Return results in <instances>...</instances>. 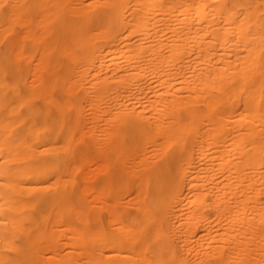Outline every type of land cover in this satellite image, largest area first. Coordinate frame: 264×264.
I'll use <instances>...</instances> for the list:
<instances>
[{
  "label": "bare ground",
  "instance_id": "6f19581e",
  "mask_svg": "<svg viewBox=\"0 0 264 264\" xmlns=\"http://www.w3.org/2000/svg\"><path fill=\"white\" fill-rule=\"evenodd\" d=\"M166 1L0 0V264H225L230 256L224 245L233 242L240 231L243 235L259 231L249 229L263 221L264 208H255L259 201L249 207V191L242 192V184L240 192L238 185L233 192L231 173L226 176L224 194L232 192V198L220 211L227 222L219 234L224 247L212 228L205 229L210 242L204 250L212 251L201 257L205 254L201 252V227L204 223L213 227L219 213L217 186L206 187V183L214 180L219 148L225 152L229 147L227 139L217 147L216 139L219 132L233 133V126L250 109L246 96L240 94L238 99L246 107L240 106L237 116H232V67L238 59V68L248 72L250 67L245 68L247 59L238 52L233 53L234 63L225 60L230 55L221 58L229 61L226 65L218 59L216 64L225 68L214 65L220 52L215 56L217 50L212 54L206 47L207 57H216L212 61L205 56L206 50L193 43L206 32L194 40L191 34L203 30L200 24L191 33L186 27L191 17L205 18L204 23L211 22L212 28L216 20L198 13L197 6L193 12L198 15H192L194 0L193 6L189 0L187 4L175 0L172 11L186 6L182 8L186 12L180 11L181 17L172 22L179 10L169 16V3L163 5ZM199 1L203 0H196L198 6ZM178 3H182L180 8ZM157 7L160 11L169 8L159 15L167 13L172 21L165 15L162 18L172 26L179 19L186 21L181 20L186 27L181 22L175 26L188 31L181 27L177 31L189 32L199 47L197 52L204 54L200 58L207 60L196 56L194 62L192 56L188 62L191 49L177 62L178 50L189 49L191 43H186L193 37L183 36L187 38L184 42L182 36L169 33L176 38L169 45L163 32L154 35L156 24L162 26L158 31L163 26L170 28L165 19L157 23L162 20ZM215 11L214 15L217 12L224 18L221 11ZM197 20L195 24L201 23ZM175 26L167 31L176 34ZM212 28L208 41L218 34V28L215 32ZM237 28L234 34L242 42L248 32ZM228 29L224 26L221 31L231 34L233 29ZM224 37L220 35L221 40ZM225 39L222 42L228 43L222 45L223 51L237 41ZM180 40L186 47L181 42L179 48ZM233 68L234 72L238 69ZM246 77H241L242 86ZM206 157L209 164L204 169L201 163ZM244 188L249 190L248 185ZM256 196L252 200L259 199ZM205 208L209 213L204 220ZM232 210L242 218L257 210L259 216H254L261 219L245 226L253 212L250 218L241 219L242 228L237 220L241 215L234 220ZM235 222L242 229H235L239 230L236 234ZM260 225L257 228L262 230L264 222ZM246 245L250 246L244 243L243 248ZM261 253L252 263L247 253L236 252L233 261L264 264Z\"/></svg>",
  "mask_w": 264,
  "mask_h": 264
},
{
  "label": "rangeland",
  "instance_id": "374dc122",
  "mask_svg": "<svg viewBox=\"0 0 264 264\" xmlns=\"http://www.w3.org/2000/svg\"><path fill=\"white\" fill-rule=\"evenodd\" d=\"M154 1H156V3H159L160 1L159 0H154ZM165 1V0H164ZM163 0L160 2V3H162V2H164ZM168 1V2H167ZM166 1V3L167 4H164L163 3V5H168V3H169V7H170V5L172 6V4L175 2V0H167ZM170 1H171V3H170ZM176 1H180V2H185L186 0H176ZM195 1V6H193V4H192V0L190 1H188L189 3V5H190V3L192 4V6L193 7H191V6H189V7H191L190 9H192V10H190V13H192L193 12V10H195V9H193L194 7H196L197 9L196 10H198V8L200 9L199 10V12L198 11H194L193 13H192V15L194 14H196L197 12L198 13H202L203 14V16L205 17L206 16V18H210L209 20H211V21H213V18H214V21L216 20V22H217V24H218V26L219 27H217L216 25V23H214L215 25L213 26V28H212V26H211V22H208L207 20L208 19H206V21L208 22V23H210V24H207V23H204V21L203 20H205V18L204 19H202V21H201V17H191L190 18V21L189 22H191L190 24H192V21L193 20H195L196 18L198 19H196L197 20V22H200L201 21V23L203 22V24H201V23H197V24H195V21H194V24L193 25H191L190 26V24H188L189 26H187V25H184L185 24V22L186 21H184V20H182L183 21V23L184 24H182V21L179 19L178 20V23L180 24V22H181V24L180 25H184L188 30H189V32L191 33L193 30V32H195L196 31V27H197V25H199L200 24V28H202V29H200V30H202L201 32L200 31H196V34L195 33H192L191 35H194V36H196V35H206V36H203V37H201V36H199L200 37V39L202 38L203 39V41H202V39L201 40H199V41H197V42H193V43H196V45H200L199 47L201 48V49H199V47L197 48V47H195V44H193L192 43V41H193V39H194V37L193 36H191V35H189L188 33L187 34H185V32L184 33H182L181 31H177V30H179V28L181 27V28H183V31L184 30H187V29H184V27L183 26H179V28L178 27H176V26H178L179 24H177V23H175V30L179 33V34H177V32H176V34H175V32H174V30H172V31H167V30H170V28H174V26H172V22H174L175 21V19L177 20L178 19V17L180 18L181 16L180 15H182L181 13L183 12V13H185L186 11H184V9H182L183 7H185L186 8V6H182V8H180L181 6L179 5V4H182V3H178V5H179V8L180 9H175L176 10V12H177V10H179V14H177V13H175V15L173 16V21H172V19H171V17H172V12L174 11L175 12V10H173L172 11V8H171V11L169 10V8L167 9V10H169L170 12H167V10H164V8H166V7H164L163 8V11H166L167 13H168V15H169V13H171L170 15H171V17H168V15H167V13H166V15H165V12H164V14H162V16H160L159 15V12L161 13H163V11H160L159 9H158V7H160V5L161 6H163L162 4H156V5H159L158 7H157V9L159 10V11H157V9L155 10V13H156V11L158 12V16H160L159 18H161L160 20V22L158 21L157 23H161L162 21L164 22L165 20H167V21H165L166 23H170L169 21H168V19L167 18H162L164 15L165 16H167L169 19H171L170 21H172L169 25V29H168V27H164L163 26V31L162 30H159V31H161V32H159L158 31V28L160 27V29H162V26H161V24L159 25V27H156L158 24H156L155 25V31H154V35L156 34V35H158V36H160L161 35V33L163 32L164 33V31L165 32H167V33H164L166 36H164V34L162 33V38L164 37V42H165V44L167 43V44H173V39L176 37V35H177V37L178 36H182V41H184V42H186L185 40L187 39V38H185V37H183V36H186V35H188L189 36V38H191V37H193V38H191V41L189 42H187L186 43V45L188 44H190L191 43V45H194V46H192V48H190L191 47V45H190V47H189V49H188V47H186V45H184V42H182L181 40L180 41H178V44L179 43H183V45H182V47H186V48H184V49H180V51L178 50V52H180V54L178 55V57H177V62H179V63H181V60H182V58L183 57H185V54H186V52H188V50L190 51L191 49H192V51H190V53H189V55H188V53H187V55H186V59H187V61L188 62H190V59H188V58H190V57H192L193 56V60H192V58H191V61H194V62H197V61H195V57L197 56L200 60L202 59L203 60V58H200V57H204V54H205V56L207 57V55H210L209 54V51L207 50V49H209L210 48V50H212V51H210V52H212V54L214 53L215 54V56H217L218 55V53L220 52V57H218L217 58V60L215 61V59L214 58H216L215 56H208L207 58H213L212 59V61H215V63H214V65H217V66H219L220 68L222 67V68H225V67H223L224 65H226V63H229V61H227L226 63L225 62H223V61H225L226 59L227 60H230V62L232 63L234 60L232 59L233 58V53H235L236 52V55H237V52L238 53H240L241 55H239L240 57L242 56V53H243V56H242V59L244 58V60H246V62H248L249 63V65H248V63L247 64H245V61H244V66H246L245 68L246 69H248V66L250 67V69H248V72L246 71L245 72V70L244 69H242L241 70V68L239 67L238 68V66L239 65H241V63H240V61H238V60H240V59H238V58H240V57H238L237 56V59L238 60H235V65H233V67H236V68H238V69H240L241 71H238V69L236 70L235 69V72H234V68L232 67V70H233V75H231L232 76V82H231V86H230V91H231V95H232V98H234L233 99V103L230 105V107L231 108H233V112H232V116H235L236 114H238L239 113V111H238V113H237V108H240V106H244V107H246V105H245V103L247 102V104H249V106L248 107H246V108H250V109H247V115H245V119L243 120V119H241L242 120V122H239L240 124L237 126H233V133H231V134H229V135H225L224 133H220L219 132V134H218V137H217V139H216V145H217V147L219 146L220 147V145H223V139L225 140V139H227V141H228V145H229V147H228V151L230 150V154L228 155V152H227V150L224 152L223 151V149L221 148H219V152H217V154H216V160H215V163H216V167H215V177L213 176V178H214V180H213V182H207L206 183V187H208L207 185L209 184V185H211L212 183H214L215 184V186H217V189L215 190L216 192H215V194H216V198H217V201H216V204H217V208H218V211H219V213H216V223L214 224V226L213 227H209L206 223H204L203 225H202V227H201V236H202V234H204V236H202V239H201V244H202V248H201V252L202 253H205V254H201V257H202V259H204V258H206V253L208 252L209 254H211L210 252L212 251H207L208 249H209V247H208V245H205L208 241L210 242V238H209V236H208V238H207V232L206 231H208V230H210V228H212L213 229V231H214V233H215V235H216V240L218 241V243H219V245H222L221 244V241H220V239H221V237H220V235L225 231V229L224 228H226V226H225V223H227L226 221H225V219L224 218H222V216L220 215V211H221V209H223V207L225 206V204H226V202L230 199V197L232 198V192L230 193V195L229 194H224V191H225V186L227 185V175H229V174H231L232 173V180H231V182H232V188H233V192H234V188L236 187V185H238V187H237V189H238V191L240 192L241 190H239L240 189V185H241V189H242V192H244V191H249L248 192V196L249 197H247V198H249L248 200H251V201H248V204L250 205L251 203V205L249 206V207H252V205L253 204H255V205H253V206H256V203L258 202V204H257V206L258 207H260V208H257V206L255 207L256 209H259V210H262V208H264V0H211V1H209V0H207V1H199V6H200V4H203V6H206L205 7V10L204 9H202L203 8V6L201 7H199L198 6V2L196 3V0H194ZM193 1V2H194ZM220 1V2H219ZM201 2V3H200ZM207 2L208 3H212V5H208L207 4ZM213 2H214V4L215 5H217V6H219V8L221 9H219L218 7H216L214 4H213ZM216 2H217V4H216ZM175 4H176V2H175ZM174 4V5H175ZM185 4H187L186 2H185ZM205 4H207V5H205ZM174 5H173V7H174ZM183 5H184V3H183ZM211 6V7H210ZM156 7V6H155ZM176 7H178L177 5H176ZM209 7V8H208ZM213 7V8H212ZM188 8V7H187ZM206 8H208V9H206ZM212 8V9H211ZM226 8H227V10H226ZM189 9V8H188ZM188 9H186L187 11H189ZM183 10V11H182ZM208 11L207 13H205L204 11ZM221 11V13H219L221 16H223L224 18H222V17H220V16H218V13L216 12V11ZM224 10V12H222ZM229 10V11H228ZM180 11H182L181 13H180ZM213 11H215L216 13H215V15H214V13H213ZM229 14V13H231L232 14V12H233V16L231 15L230 16V14L228 15V14H226V12ZM232 11V12H231ZM196 12V13H195ZM209 12H212V13H210L209 14ZM224 13H225V15H224ZM207 14V15H206ZM155 15H157V14H155ZM169 15V16H170ZM184 15V14H183ZM196 15H198V14H196ZM211 15V16H210ZM228 15V18H226L225 16H227ZM158 16H155V20H156V18H158ZM175 16H177V18L175 17ZM183 17V16H182ZM211 17H213V18H211ZM219 17V18H218ZM234 18V19H232V18ZM229 18H231V19H229ZM163 19H165V20H163ZM200 19V20H199ZM224 19V20H223ZM225 19H228L229 21H228V23H230L231 24V22H232V24L231 25H233V23H234V25H233V27H235V28H233L230 24H228L226 21H225ZM234 20V21H233ZM245 22H244V21ZM188 21H187V23H188ZM205 21V22H206ZM224 21L228 24H225L224 23ZM156 22V21H155ZM219 22V23H218ZM222 22V23H221ZM166 23H163L162 25H166ZM168 24H167V26H168ZM206 24H207V26H208V28H209V30H208V28H206L205 26H206ZM223 27V29H224V26L228 29H233L231 32L233 33V35H232V33L230 34L229 33V31H227V32H225V33H222V32H224L225 30H222L221 31V29H222V27L220 26V25ZM224 24V25H223ZM243 24L245 25V26H243ZM201 25H203L202 27H201ZM229 25H230V27H229ZM195 26V27H194ZM239 27L240 26V30H241V28H242V26H243V28H242V31H245L246 33H247V37H246V34L245 33H239V34H241V36L242 35H244L243 37H244V39L245 40H243L242 42H243V44L244 45H242V42H241V40L239 41L238 39H239V35L237 36V35H235V34H237L239 31V28H237V27ZM193 27V28H192ZM199 27H198V29H199ZM212 29H214V32H215V30H216V28H218L217 30H219V31H217L216 30V32H218V34L216 33V35L214 34V35H212V36H214L215 37V40L214 41H211V39H212V37L210 36L211 35V31H210V29L211 28ZM220 27H221V29H220ZM157 28V29H156ZM178 28V29H177ZM181 28H180V30H181ZM191 28L193 29L192 31H190L191 30ZM247 28V29H246ZM228 29V30H229ZM187 30V31H188ZM237 32H236V31ZM158 31V32H157ZM213 31V30H212ZM204 32H206V34L204 33ZM169 33H172V34H169ZM226 33H227V36H226ZM235 33V34H234ZM175 34V35H174ZM222 35V34H225V37L227 38L228 37V39H232L233 40V42H234V40H236L237 39V41L236 42H234V44H235V46H236V48L233 46L234 44L232 43V45H230V43L227 45L228 47H229V49H233V51H229V49L228 50H225V51H223V46H224V44H225V46H226V44L228 43H225L226 41H224V43L222 42L223 40H227V39H225V37H224V39L223 40H221L220 39V35ZM167 35L169 36L170 35V37H168V38H170V40H168V39H166L167 38ZM171 35H172V37L173 36H175L174 38H171ZM187 36V37H188ZM191 36V37H190ZM218 36V38H219V40H221V41H219L218 40V38H216ZM237 37V38H235V37ZM240 36V39H242V37ZM166 37V38H165ZM199 37H195L196 39H194V40H198L199 39ZM209 37H211V39L208 41L207 39H209ZM214 37H213V39H214ZM222 37V36H221ZM207 38V39H206ZM176 39V38H175ZM217 39V40H216ZM167 40V41H166ZM189 40V39H188ZM205 40H207L208 41V43L205 41ZM250 42H249V41ZM169 41L171 42V43H169ZM200 41H202L203 43L201 44V42ZM228 41V40H227ZM204 42H206V44H207V46H206V44L204 43ZM209 42H213V43H209ZM220 42H222V43H220V45H219V43ZM181 43V44H182ZM241 43V44H240ZM181 44H179V48L181 47L180 45ZM214 44V45H213ZM246 44H248V46L246 45ZM187 45V46H188ZM219 45V46H218ZM223 45V46H222ZM241 46V48L239 49V46ZM224 46V47H225ZM246 46V47H245ZM195 47V48H194ZM206 47H209V48H206ZM211 47H212V49H211ZM219 47V48H218ZM231 47V48H230ZM194 48V49H193ZM205 48V49H204ZM249 49V51H247V49ZM201 50V51H203V52H205V50H206V52L203 54L201 51H198L197 52V50ZM215 49V50H214ZM222 49V50H221ZM236 49V50H235ZM195 50V51H194ZM235 50V51H234ZM208 51V52H207ZM221 51H223V52H221ZM242 51V52H241ZM185 52V53H184ZM194 52H196V53H194ZM200 52L202 53V54H200ZM226 52H228L227 54H226ZM247 52H249L248 53V55H251L250 57L251 58H248L249 56L247 55ZM169 53V52H168ZM183 53H184V56L181 58V56L183 55ZM198 53L201 55H198ZM217 53V54H216ZM223 53H224V56H223ZM230 53V54H229ZM232 53V54H231ZM251 53V54H250ZM170 54V53H169ZM192 54H194V55H192ZM196 54V55H195ZM191 55V56H190ZM226 55L228 56V55H230L231 56V58L229 57H226ZM235 55V54H234ZM245 56V57H244ZM188 57V58H187ZM225 58V60H221V58ZM220 58V59H219ZM236 57L234 56V59H235ZM218 59H219V63L220 62H223L224 63V65L223 64H216V63H218L217 61H218ZM231 59H232V61H231ZM185 60V59H184ZM196 60H198L197 58H196ZM201 60V61H202ZM205 60H207V59H204L203 61H205ZM187 61H185V62H187ZM184 62V61H183ZM187 62V63H188ZM194 62H192V64L194 63ZM198 62H199V60H198ZM237 62V63H236ZM239 62V63H238ZM242 63H243V61H241ZM191 63V62H190ZM234 63V62H233ZM221 65V66H220ZM237 65V66H236ZM216 66V67H217ZM243 66V65H242ZM243 68V67H242ZM239 72V73H237V72ZM231 73V74H232ZM242 73V74H241ZM244 73V74H243ZM236 74V75H235ZM235 75V76H234ZM240 75H242L241 77H243V75H244V77H246V75H247V81H245V86H242L241 85V83H240V81H241V77H240ZM234 76V77H233ZM232 89V90H231ZM240 94H244L246 97H245V103L243 102V101H241V100H239L238 98H239V95ZM241 101V102H240ZM243 102V103H242ZM244 104V105H243ZM243 107V108H244ZM245 108V109H246ZM241 109V108H240ZM240 109H238V110H240ZM246 111V110H245ZM245 111L243 112V115L245 114ZM237 116V115H236ZM244 117V116H243ZM250 118V121L252 120V122H249V121H247L248 119ZM232 120V119H231ZM240 120V121H241ZM235 121V120H234ZM234 121H233V123H234ZM245 121V122H244ZM248 123H247V122ZM244 122V123H243ZM221 123V122H220ZM247 123V124H246ZM234 124H236V123H234ZM204 138H205V136H204ZM205 140V139H204ZM205 145V144H204ZM218 149V148H217ZM230 159V162H228V160ZM206 164V165H205ZM209 164V158H203L202 159V163H201V167L202 168H204V167H207V165ZM241 166V170H239L240 168H238V167H240ZM204 169H206V168H204ZM205 170H204V172H202L203 174V176H205ZM241 172V173H240ZM245 174V175H243V173ZM213 175V174H212ZM212 177V176H211ZM204 179V181H205V177H203ZM236 178V179H235ZM236 181H235V180ZM238 181V182H237ZM240 181H242V182H240ZM244 181V182H243ZM231 182H230V186H231ZM205 185V184H204ZM249 186V190H245V188L244 187H246V186ZM204 189H205V187H204ZM237 191V192H238ZM238 192V193H239ZM204 193H205V191H204ZM257 193L259 194V193H261L260 195H258V196H256L257 195ZM239 194H241V193H239ZM254 196H256V198L255 199H257V198H259V199H257L256 201L255 200H252L253 198L252 197H254ZM255 202V203H254ZM260 205V206H259ZM262 207V208H261ZM240 208V207H239ZM239 208H236V206L234 207V210L236 209V212H237V209H238V211H239ZM234 211L232 210V213H233ZM235 212V213H236ZM254 211H252L251 213H253ZM262 212V214H260V212H259V214H260V216L262 217V220L263 221H260L259 219H261L260 217H258L259 215H258V212H257V210H256V212H254L252 215H253V217H251L252 219H248V217L251 215V213L249 212V214L250 215H247L246 217H243V218H247L248 219V222H249V220H250V222L249 223H247V220L245 221L246 223H247V225L245 224V226H248V224L250 225V223L251 222H253L251 225H253V224H255V221L256 222H258V221H260V222H258V223H260L261 224V222H264V209L261 211ZM208 213H209V211H207L206 210V208H205V210H204V213H203V219L205 220V217H206V215L205 214H207L208 215ZM235 213H233L234 214V220H235V216L236 217H238V216H240L241 214H238V216L237 215H235ZM257 214L258 216H257V218L254 216V214ZM230 216H231V218H232V215L230 214ZM244 216V215H243ZM241 217V218H240ZM240 217H238L237 218V220L239 219V222H240V224H242V221H244V220H241V219H243L242 218V215L240 216ZM250 218V217H249ZM255 219V220H254ZM257 219V220H256ZM236 220V221H237ZM253 220V221H252ZM244 222V223H245ZM237 223V226L239 225L238 224V222H235V224ZM234 224V223H233ZM260 224H257V225H255L256 227L255 228H253L254 227V225H253V227H251V229H249L250 231L251 230H253V231H255V229H258L259 231H255V232H246V234H248V235H246L245 233H244V235H243V231H242V233L240 234V232H239V230L241 229V227L240 226H236L235 225V227H234V225L232 226L233 228H234V232H233V230H232V233H234V234H236L237 232H239V234L237 235V237H239V238H235V240H233L234 238V235L232 236V240H233V242H231V243H227L226 245H224L225 246V251H227V253L229 254V256H230V259L229 260H227L226 261V263L225 264H235V262L233 261V258H234V256H236V252H237V254H240V255H242V254H245V253H247V258L252 262V263H254V262H256L258 259L256 258V256L260 253L261 255H263V253H261V252H264L263 250H264V226H263V229L262 230H260L261 228L260 227H262ZM207 225V227H204V226H206ZM243 225V227L242 228H244V224H242ZM263 225V224H262ZM258 226H260L259 228H257ZM231 227V228H232ZM240 227V228H239ZM232 228V229H233ZM237 228L239 229L238 231H235V229L237 230ZM253 228V229H252ZM204 229V230H203ZM205 229H208V230H205ZM242 230V229H241ZM249 230H247V231H249ZM260 231H263V236L261 235V233L262 232H260ZM245 232V231H244ZM253 233V234H252ZM254 233H255V235L257 234L258 236H256V238H254L255 236H254ZM260 233V234H259ZM220 234V235H219ZM252 234V235H251ZM206 236V237H205ZM246 236V237H245ZM254 236V237H253ZM204 238H206L207 240H205ZM246 239H248L247 240V242L245 241ZM251 239V240H250ZM202 240H205L204 242L202 241ZM208 242V243H209ZM207 243V244H208ZM244 243H248L250 246H244V248H243V244ZM258 243V244H257ZM263 243V245H261ZM255 245H256V247L258 248H256L255 249ZM261 245V246H260ZM207 246V247H206ZM223 246V245H222ZM221 246V247H222ZM223 246V247H224ZM204 247H205V249L207 248V250H204ZM259 248H261V250H259ZM234 249H236V251L234 250ZM204 251V252H203ZM207 251V252H206ZM257 251H259V252H257ZM261 251V252H260ZM235 252V253H234ZM205 255V256H204ZM233 262V263H232ZM259 264V263H258Z\"/></svg>",
  "mask_w": 264,
  "mask_h": 264
}]
</instances>
